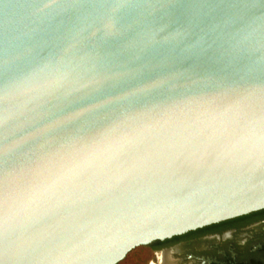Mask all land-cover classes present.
Masks as SVG:
<instances>
[{"label": "water", "instance_id": "obj_1", "mask_svg": "<svg viewBox=\"0 0 264 264\" xmlns=\"http://www.w3.org/2000/svg\"><path fill=\"white\" fill-rule=\"evenodd\" d=\"M0 81V264H120L264 210V0H0Z\"/></svg>", "mask_w": 264, "mask_h": 264}, {"label": "flooded vegetation", "instance_id": "obj_2", "mask_svg": "<svg viewBox=\"0 0 264 264\" xmlns=\"http://www.w3.org/2000/svg\"><path fill=\"white\" fill-rule=\"evenodd\" d=\"M120 264H264V210L137 248ZM130 254V255H131Z\"/></svg>", "mask_w": 264, "mask_h": 264}, {"label": "snow or ice", "instance_id": "obj_3", "mask_svg": "<svg viewBox=\"0 0 264 264\" xmlns=\"http://www.w3.org/2000/svg\"><path fill=\"white\" fill-rule=\"evenodd\" d=\"M52 2H60L61 3V0H52ZM77 2H79V0H75V3H77ZM117 2L118 3L119 2H123V0H117ZM247 15H248L247 11H242V12L238 13V18L243 21V20H246ZM64 18L66 20L72 21V20H74L76 18V16L74 14H67V15L64 16ZM145 77H147V76H145ZM17 78L18 77H17V75L15 73L10 74L9 77H8L9 85H11L13 82H15L17 80ZM141 78H143V77H141ZM4 91H5V85H4V83L2 81H0V98H2V96L4 94ZM62 109L66 110L65 108H60L59 110H62ZM59 110H53V111H49V112H47L45 114L34 115V116L31 117V119L23 127L35 126L41 120L49 118L52 115L53 112L59 111ZM78 115H79V113L76 114V115H73V118H76ZM59 121H61V120L55 121L53 123L48 124L45 127L39 128L37 131L33 132L31 135H35L37 138L42 137V136H46L49 133V131L53 128V126H55ZM4 124H5V118H4L3 115H0V173L3 172V159H2V156H3V147H4V144H5V140L7 139L8 143H12L13 142V141L10 142V136L13 133L10 132L11 134L7 138L4 136V133H3Z\"/></svg>", "mask_w": 264, "mask_h": 264}, {"label": "bare ground", "instance_id": "obj_4", "mask_svg": "<svg viewBox=\"0 0 264 264\" xmlns=\"http://www.w3.org/2000/svg\"><path fill=\"white\" fill-rule=\"evenodd\" d=\"M167 255V254H166ZM165 255V257H162V264H170V261H168L169 258H167V256Z\"/></svg>", "mask_w": 264, "mask_h": 264}, {"label": "rangeland", "instance_id": "obj_5", "mask_svg": "<svg viewBox=\"0 0 264 264\" xmlns=\"http://www.w3.org/2000/svg\"><path fill=\"white\" fill-rule=\"evenodd\" d=\"M133 258V254L129 255L128 260H131Z\"/></svg>", "mask_w": 264, "mask_h": 264}]
</instances>
